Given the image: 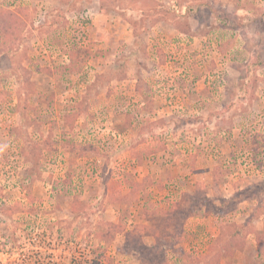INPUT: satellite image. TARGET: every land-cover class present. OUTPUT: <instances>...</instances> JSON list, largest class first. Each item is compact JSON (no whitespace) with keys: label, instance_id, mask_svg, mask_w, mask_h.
<instances>
[{"label":"rangeland","instance_id":"374dc122","mask_svg":"<svg viewBox=\"0 0 264 264\" xmlns=\"http://www.w3.org/2000/svg\"><path fill=\"white\" fill-rule=\"evenodd\" d=\"M0 264H264V0H0Z\"/></svg>","mask_w":264,"mask_h":264}]
</instances>
